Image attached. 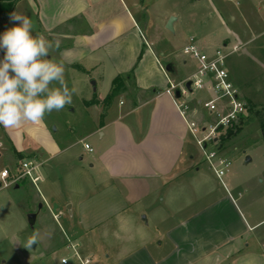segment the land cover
Wrapping results in <instances>:
<instances>
[{"label":"crops","instance_id":"1","mask_svg":"<svg viewBox=\"0 0 264 264\" xmlns=\"http://www.w3.org/2000/svg\"><path fill=\"white\" fill-rule=\"evenodd\" d=\"M12 1L0 0L4 30L15 26L9 14L27 16L33 35L59 44L48 58L63 62L65 77L88 76L85 81L96 83L86 99L89 120L68 126L65 135L46 118L16 128L2 126L15 156L42 163L37 213L50 209L52 187L60 180L50 178L48 163L68 164L78 155L82 161L84 153H95L90 166L106 182L100 194L110 197L82 217L93 219L90 226L138 227L127 235L113 233L115 246L107 244L111 232L105 231L99 242L106 258L98 256L97 264H264L254 234L264 219L252 220L247 203H241L243 193L229 189L217 194L195 163L192 134L165 93L168 79L160 63L166 67L172 60L144 34L148 0H16L7 12ZM169 76L175 79L173 73ZM117 77L124 87L106 101ZM196 112L190 110L188 117L196 121ZM96 134L99 151L90 152L83 141L89 143ZM186 193L191 196L183 199ZM85 259L92 263L90 256Z\"/></svg>","mask_w":264,"mask_h":264},{"label":"rangeland","instance_id":"2","mask_svg":"<svg viewBox=\"0 0 264 264\" xmlns=\"http://www.w3.org/2000/svg\"><path fill=\"white\" fill-rule=\"evenodd\" d=\"M148 6L144 34L159 52H165L166 60H172L177 72L173 73L176 82L192 76L198 68V62L183 52L190 36H196L199 43L210 51L217 48L232 51L227 58V68L240 96L247 103L248 111L242 122L234 123V135L221 139L227 129L221 130L218 144L209 143L207 148L208 151L216 149L230 161L228 170L221 179L217 177L193 136L189 141L190 148L195 163L206 173L207 185H213L217 194L227 193L229 189L243 193L241 203H247V211L254 216L252 220L264 219V0H148ZM170 17H175L172 28L167 27ZM4 31L0 25V35ZM2 57L3 52H0V59ZM84 77L88 76L71 74L65 77L68 87L76 89L73 103L45 116L47 121H53V127L60 126L61 134L65 135L68 126L89 120L86 99L93 94L95 79L86 78L88 81H85ZM211 97V92L202 89L189 93V101L198 107L193 119L201 127L213 125L218 120L217 114L210 113L203 105ZM200 100L202 103H198ZM118 102L119 97L116 104ZM86 125L91 126L90 122ZM99 137L96 134L88 139L95 152L99 151ZM198 137L202 138L203 134L199 132ZM0 142L4 144L0 149V171L4 167L17 171L21 159L11 152L12 144L3 134L2 126ZM76 149L82 150L83 147L78 145ZM94 154L84 153L82 161L78 155L68 164L56 165L55 160L48 163L53 167L50 178L60 180L52 187L50 209L38 213L34 227L29 223V214L37 212L40 207L38 198L42 194L38 188L29 179L19 182V188L16 184L0 187V264H82L71 245L76 247L82 260L90 256L91 264H97L98 256L106 258L99 242L106 236H103L105 231L111 232L107 244L115 246V232L127 235L131 229L133 232L138 229L136 225L90 226L88 222L93 219L82 217V213L104 205L110 197L100 194L106 189V182L96 168L90 166V155ZM248 156L250 161L246 160ZM218 158L214 159L215 162ZM190 196L186 193L183 199ZM55 214L57 218H54ZM88 231L89 236L86 235ZM254 234L264 250V222ZM34 235L36 241L29 245ZM63 258L68 263H63Z\"/></svg>","mask_w":264,"mask_h":264},{"label":"clouds","instance_id":"3","mask_svg":"<svg viewBox=\"0 0 264 264\" xmlns=\"http://www.w3.org/2000/svg\"><path fill=\"white\" fill-rule=\"evenodd\" d=\"M9 20L15 26L0 35V126L6 129L42 122L47 114L71 105L76 93L65 81L63 62L48 58L59 44L43 34L33 35L27 16L13 12ZM35 241L34 235L28 243Z\"/></svg>","mask_w":264,"mask_h":264},{"label":"built area","instance_id":"4","mask_svg":"<svg viewBox=\"0 0 264 264\" xmlns=\"http://www.w3.org/2000/svg\"><path fill=\"white\" fill-rule=\"evenodd\" d=\"M183 52L186 55L192 56L198 62V68L192 76L176 82L175 79L169 76L170 72L166 70V67L160 63L168 79L165 93L173 99L176 108L186 121L192 136L203 150L210 167L221 179L226 170H228L230 161L220 155L216 149L208 151V144L212 142L214 145L218 144L219 132L228 129L235 122L244 118L248 111L247 103L240 96L227 68V58L232 51L226 52L220 48L210 51L201 45L197 37L193 35L188 39ZM189 81H191L192 91L187 87V82ZM194 89L206 90L213 95L203 105L209 109L210 113L214 112L217 114L218 120L215 124L201 127L196 121L188 117L190 110L197 111V108H194L189 101V93H193ZM177 90L180 91V96L176 95ZM198 103H202V101L200 100ZM199 132L203 134L202 138L198 137ZM83 144L88 151H94V148L89 143L83 141ZM2 146L0 143V149ZM215 158L219 159L218 162H215ZM41 165L42 163L34 158H24L21 159L17 171L12 172L8 168L2 169L0 171V187L17 185L22 180L29 179L36 188H39ZM71 247L82 264L89 263L90 259L82 260L76 247L74 245H71ZM62 262L68 263V260L63 258Z\"/></svg>","mask_w":264,"mask_h":264},{"label":"trees","instance_id":"5","mask_svg":"<svg viewBox=\"0 0 264 264\" xmlns=\"http://www.w3.org/2000/svg\"><path fill=\"white\" fill-rule=\"evenodd\" d=\"M16 0H13L9 6L6 8L7 12H10L12 7H13V4ZM123 79L122 77H117L114 79V87L112 88L111 92L108 94V96L106 97V101H110L113 99L114 96H116L119 91L124 87V84H123ZM243 121V119H241ZM240 120V121H241ZM241 121V122H242ZM233 127H234V124L231 125L228 129H227V133L225 135H223L221 137V139H226L227 137L231 136V135H234L235 134V131H233ZM241 128V126H240Z\"/></svg>","mask_w":264,"mask_h":264},{"label":"water","instance_id":"6","mask_svg":"<svg viewBox=\"0 0 264 264\" xmlns=\"http://www.w3.org/2000/svg\"><path fill=\"white\" fill-rule=\"evenodd\" d=\"M174 19H175V17H170V19H169V21H168V23H167V27H168V28H172V27H173ZM166 70H167L168 72H170V73H175L174 64H173L172 62H169V63L166 65ZM92 83H93V85L96 84L95 81H93ZM187 87H188V89H189L190 91H192L191 81L187 82ZM176 95H177V96H180V91H179V90L176 91ZM246 160H247V161H250V160H251V157L248 156ZM17 186H18V185H17ZM37 215H38L37 212H34V213L29 214V223H30V225H31L32 227L35 226L36 219H37ZM32 247L34 248L35 245H32Z\"/></svg>","mask_w":264,"mask_h":264}]
</instances>
